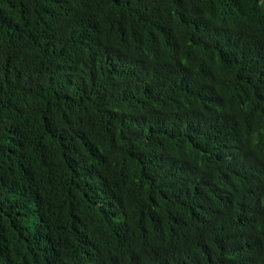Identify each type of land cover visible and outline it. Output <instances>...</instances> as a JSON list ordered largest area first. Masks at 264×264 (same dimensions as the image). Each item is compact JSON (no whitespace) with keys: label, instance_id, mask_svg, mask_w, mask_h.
<instances>
[{"label":"trees","instance_id":"trees-1","mask_svg":"<svg viewBox=\"0 0 264 264\" xmlns=\"http://www.w3.org/2000/svg\"><path fill=\"white\" fill-rule=\"evenodd\" d=\"M0 264H264V0H0Z\"/></svg>","mask_w":264,"mask_h":264}]
</instances>
